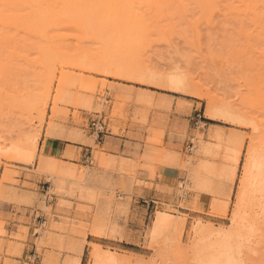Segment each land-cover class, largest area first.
Instances as JSON below:
<instances>
[{"label":"rangeland","instance_id":"1","mask_svg":"<svg viewBox=\"0 0 264 264\" xmlns=\"http://www.w3.org/2000/svg\"><path fill=\"white\" fill-rule=\"evenodd\" d=\"M129 122L145 167L183 173L155 203L99 143ZM57 137L92 160L44 157ZM255 159L264 0H0V264H264Z\"/></svg>","mask_w":264,"mask_h":264},{"label":"crops","instance_id":"2","mask_svg":"<svg viewBox=\"0 0 264 264\" xmlns=\"http://www.w3.org/2000/svg\"><path fill=\"white\" fill-rule=\"evenodd\" d=\"M123 128H121V131ZM143 134L139 126H133L129 122L127 128L120 135L110 133L109 128L107 129L106 135L102 137L99 142L101 147L104 148L108 142L111 145L105 149L104 152L109 156H124L129 163L137 164L136 168V179L133 178L135 184L133 185V198L139 203H145L150 200L151 197L156 196V185L161 184L164 186H171L178 183L182 177V171L176 166H161L153 170L149 167L144 166V162L139 160L142 155V151H137L136 137ZM40 149L44 157H50L55 159H61L64 162L78 164L86 163L92 160L93 149L90 146H85L77 142H71L62 140L60 138H44L40 142ZM122 181H130L129 177L123 175H117ZM137 180H141L146 184H152L151 187L140 186L136 184ZM54 199H56L54 197ZM150 199V200H149ZM145 205L143 204V207Z\"/></svg>","mask_w":264,"mask_h":264},{"label":"bare ground","instance_id":"3","mask_svg":"<svg viewBox=\"0 0 264 264\" xmlns=\"http://www.w3.org/2000/svg\"><path fill=\"white\" fill-rule=\"evenodd\" d=\"M262 169H264V163H263V161L261 159H257V160L255 159V162L254 163H250V164H247L246 165V172L247 173H250L251 174V173L254 172V175H252L251 183L255 187H257V183L258 182L260 183V181H262V177H261V174H262L261 171H262Z\"/></svg>","mask_w":264,"mask_h":264},{"label":"built area","instance_id":"4","mask_svg":"<svg viewBox=\"0 0 264 264\" xmlns=\"http://www.w3.org/2000/svg\"><path fill=\"white\" fill-rule=\"evenodd\" d=\"M92 127H94L95 133L97 135H102L103 133H105L104 123L102 122L101 119H97V120L93 121ZM152 202L155 203L154 200H152Z\"/></svg>","mask_w":264,"mask_h":264}]
</instances>
